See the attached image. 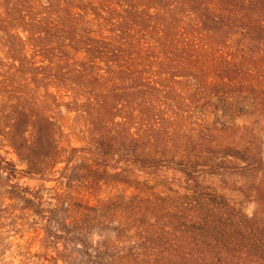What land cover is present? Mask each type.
Masks as SVG:
<instances>
[{"label": "rangeland", "instance_id": "rangeland-1", "mask_svg": "<svg viewBox=\"0 0 264 264\" xmlns=\"http://www.w3.org/2000/svg\"><path fill=\"white\" fill-rule=\"evenodd\" d=\"M172 96L152 136L41 101L58 147L32 166L0 136V264H264V87Z\"/></svg>", "mask_w": 264, "mask_h": 264}, {"label": "trees", "instance_id": "trees-1", "mask_svg": "<svg viewBox=\"0 0 264 264\" xmlns=\"http://www.w3.org/2000/svg\"><path fill=\"white\" fill-rule=\"evenodd\" d=\"M0 7V136L18 156L28 152L31 166L41 161L37 151L50 156L58 147L44 125L49 117L35 108L41 101L100 121L141 122L157 128L152 136L181 116L159 113L175 105L174 94L229 101L264 87V0H0Z\"/></svg>", "mask_w": 264, "mask_h": 264}]
</instances>
